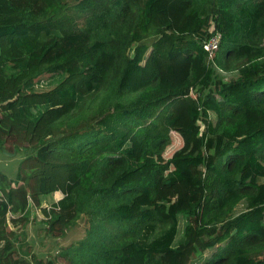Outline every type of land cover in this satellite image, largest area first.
<instances>
[{"label": "trees", "instance_id": "16d2710c", "mask_svg": "<svg viewBox=\"0 0 264 264\" xmlns=\"http://www.w3.org/2000/svg\"><path fill=\"white\" fill-rule=\"evenodd\" d=\"M263 40L264 0H0V148L30 151L16 181L0 172V264H264ZM232 58L224 81L213 65ZM146 88L154 99H119ZM171 132L180 146L157 161ZM159 185L190 190L156 201ZM31 206L56 235L89 218L66 263L13 256L10 224Z\"/></svg>", "mask_w": 264, "mask_h": 264}, {"label": "rangeland", "instance_id": "374dc122", "mask_svg": "<svg viewBox=\"0 0 264 264\" xmlns=\"http://www.w3.org/2000/svg\"><path fill=\"white\" fill-rule=\"evenodd\" d=\"M264 43V40L262 41ZM151 54L147 55L146 60L143 61L142 66H145L148 61L151 60L149 57ZM214 64V63H213ZM241 64L239 59L232 58L229 62V70L221 69L220 67L215 68V73L224 79V81L235 80L239 78L238 66ZM153 69L151 67L149 72ZM188 73V66L183 65L180 67V70L174 76V78L167 81L166 87L174 88L180 86L184 76ZM165 75V74H164ZM47 77V76H46ZM59 77L57 78L58 81ZM49 80V78H47ZM49 82V81H48ZM160 87V86H159ZM158 87V88H159ZM110 91V89H109ZM151 92V88H146L141 92L136 94L122 93L119 95V99L124 103H130L131 106H134L132 102L135 100L136 103H141V100L152 98L154 99V94L147 96ZM108 93L107 89H102L101 92L93 97H90L84 104L83 111L85 113H92L102 101V98L105 94ZM157 110V107L154 108V111ZM175 114H180L182 116V123L187 125L189 123L188 119L183 113L181 105H177ZM214 118V114H210ZM75 117V114L72 118ZM73 123V120L67 122L64 129H68V125ZM200 131L203 129V123H197ZM171 143L164 149L163 153L159 156H155L157 161H163L171 155V153L180 146V138L175 132H171ZM27 149H17L15 148L13 152H8L4 148H0V172L5 174L7 178L14 182L16 181L18 168L20 161L29 153ZM190 186L180 187L177 191L172 188L164 187L159 185L156 189V198L158 201L162 196H168L172 202L176 201L177 198H186ZM53 200H57L60 197V192H55ZM139 204H150L145 197L141 196L137 199ZM47 204L50 203V200L46 201ZM244 207L243 203H239L235 211H240ZM201 219L205 223H210L206 217V213L201 215ZM43 214L39 209L34 206H31L29 209L28 220L24 224H10L11 231L17 235L14 242L15 251L13 253L14 257L23 256L27 259H30V256L33 254L36 260L45 263L49 259H54L57 263H66V259L71 256V249L78 244L81 240L86 238V234L90 231L89 218L85 214H80L71 224H69L62 234L56 235L52 232H48L46 229V223ZM182 225V222L180 223ZM215 248H209L205 251L204 255L208 258ZM73 258L75 255L73 254ZM198 263H201L200 261ZM34 264H37L34 262Z\"/></svg>", "mask_w": 264, "mask_h": 264}, {"label": "built area", "instance_id": "2783aa9c", "mask_svg": "<svg viewBox=\"0 0 264 264\" xmlns=\"http://www.w3.org/2000/svg\"><path fill=\"white\" fill-rule=\"evenodd\" d=\"M209 35L203 41L202 47L206 51L209 59H212L215 55V52L219 48L221 34L215 29L214 23H210L208 27Z\"/></svg>", "mask_w": 264, "mask_h": 264}]
</instances>
